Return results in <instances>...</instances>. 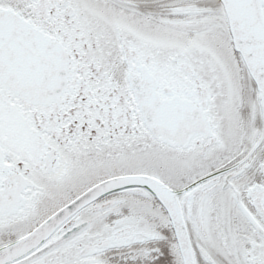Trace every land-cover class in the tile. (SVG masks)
<instances>
[{
  "label": "snow or ice",
  "instance_id": "obj_1",
  "mask_svg": "<svg viewBox=\"0 0 264 264\" xmlns=\"http://www.w3.org/2000/svg\"><path fill=\"white\" fill-rule=\"evenodd\" d=\"M0 264H264V0H0Z\"/></svg>",
  "mask_w": 264,
  "mask_h": 264
}]
</instances>
